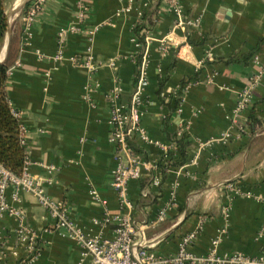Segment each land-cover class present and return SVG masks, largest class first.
Segmentation results:
<instances>
[{"label":"crops","instance_id":"1","mask_svg":"<svg viewBox=\"0 0 264 264\" xmlns=\"http://www.w3.org/2000/svg\"><path fill=\"white\" fill-rule=\"evenodd\" d=\"M25 1L8 3L13 4L14 21ZM78 1L46 0L27 46L22 20H17L13 29L9 27L0 55L4 60L9 40L7 96L26 130L30 171L43 180L46 195L62 202L86 234L113 239L114 224L97 223L105 210L111 215L120 211L112 187L117 162L110 142L108 95L120 86L122 101L131 100L143 50L137 39L144 36L149 65L140 126L150 141L135 136L133 142L150 167L129 184L137 222L151 226L147 238L163 256L175 255L181 238L202 221V232L190 248L196 256L207 254L223 227L227 231L219 247L221 256H264V78L241 119L246 131H234L223 140L239 92L264 67V0H178L185 17L180 27L163 0H87L82 31L65 36L64 59L56 60L58 33L76 22ZM124 8L130 10L121 11ZM140 11L150 14L145 22ZM139 25L143 27L137 34ZM99 26L91 37L89 32ZM91 45L98 66L93 72L80 66ZM259 46L257 56L242 59ZM183 82L187 84L181 92ZM251 116L258 121L254 131L247 126ZM256 130L262 132L258 137ZM180 131L189 143L186 157L177 143L183 137L177 136ZM169 160L176 165L163 174ZM155 177L161 180L159 186L152 183ZM233 181L253 197L229 199L216 187ZM91 190L106 206L92 197ZM7 197L23 211L26 226L38 234L40 251L33 264H90L75 241L53 230L52 219L35 196L11 186ZM163 210L166 218L158 222ZM20 225L15 216L0 222V264H18L26 258Z\"/></svg>","mask_w":264,"mask_h":264},{"label":"built area","instance_id":"2","mask_svg":"<svg viewBox=\"0 0 264 264\" xmlns=\"http://www.w3.org/2000/svg\"><path fill=\"white\" fill-rule=\"evenodd\" d=\"M29 2L30 5L24 10L21 17L23 24V45L25 46L29 45L33 38V26L46 0H30ZM131 2L132 0H130ZM163 2L171 6L177 15L178 26H183L185 24V17L178 0H163ZM87 7V0H79V12L76 22L59 31L58 42L60 44V50L55 57L56 60L64 59L62 47L65 36L67 34H78L82 31V27L86 21ZM129 10L130 8H124L121 11ZM119 14L120 12H118ZM139 16L142 22L146 21L143 11H140ZM100 27L89 32L91 37H93ZM137 41L139 44L138 39ZM146 42L148 43V38H146ZM71 60L76 64L79 63L77 57H73ZM253 61L258 64V57H255ZM148 65L149 55L148 48H146L141 59V64L137 70V84L134 87L131 100L128 103L122 101V89L120 86H116L108 95L111 124L110 142L115 146V159L117 162L112 175V187L118 196L120 211L116 215H111L108 210H105L103 219L97 223L103 225L114 224L113 239H105L99 235L86 234L79 228L70 219L64 204L62 202H56L46 195L43 180L33 176L30 171V160L28 156L25 161L24 170L20 176L13 174L0 164V222L7 216L19 218L21 225L18 235L20 240L27 245L28 250L26 258L18 264H33L38 258L40 248L38 234L30 230L24 223L23 211L13 207L8 200L7 192L11 186H14L17 191H25L35 196L39 204L48 212L49 217L52 219L53 230L75 241L81 249L82 259H90V264H264V256L254 257L242 253L221 256L219 254V247L227 231L225 227L218 230L217 235L211 241V246L206 255L196 256L193 254L190 248L202 232L203 221L200 222L195 230L181 238L178 245V252L175 255L163 256L155 251V245L147 238V230L151 226L137 222L135 218V204L129 195V184L131 181L139 180L142 176L143 168L150 167V165L134 153L129 144V140L135 136H140L144 140L150 141L140 126L142 117L141 106L144 103ZM80 66L87 68L90 72L97 70L98 66H96L94 60L92 45L88 47L87 52L82 57ZM263 78L264 67L257 72L249 85L239 92L237 104L229 116L230 127L225 132L223 140L230 139L234 131H239L240 133L246 131L241 124V119L244 113L252 107L253 92ZM195 84L198 83L195 82ZM191 85H188L186 90ZM15 115L18 117L17 113ZM184 130H187V128ZM261 133V130H256L254 136L258 137ZM183 134L180 131L177 136L180 138ZM25 135L26 130L21 125V141L26 147ZM153 168L155 167L153 166ZM152 183L154 186H159L161 180L155 177ZM216 187L225 195L227 194L229 199H232L234 196L253 197L252 193L244 192L236 181L218 184ZM91 195L97 202L106 206L107 203L100 199L97 191L91 190ZM143 196H148L147 190L143 191ZM223 215L227 220L229 217V208L226 209ZM165 218L166 210H163L160 212L158 222L164 221ZM1 254L2 246L0 242Z\"/></svg>","mask_w":264,"mask_h":264},{"label":"trees","instance_id":"3","mask_svg":"<svg viewBox=\"0 0 264 264\" xmlns=\"http://www.w3.org/2000/svg\"><path fill=\"white\" fill-rule=\"evenodd\" d=\"M29 5L30 2L26 4L25 9L28 8ZM148 16L150 17V14L144 15L145 19H147ZM142 27L143 25H139V27L136 29L137 34L140 33ZM9 30L10 28L6 11V0H0V51L4 46ZM139 42L143 50H141L142 54L139 57L138 65L141 64L142 56L145 52V49L147 48V42L144 36L140 37ZM259 51L260 46L257 47L253 52H251L249 56H246L242 59L248 60L251 56H257ZM11 60L12 48L9 52V60L6 59L4 63H0V164L13 174L20 176L24 170L28 153L26 147L22 144L21 141V122L15 115V112L10 105L6 91L7 79L12 67ZM233 61L236 60H234L233 58ZM137 80L138 73L135 77V86L137 84ZM161 84L163 85L164 83ZM186 84V82L182 83L181 92L184 91ZM257 124L258 121L252 116L247 120V126L253 131L255 130ZM133 139L134 138L129 140V144L132 147L134 153L139 157H144V153L134 144ZM177 143L183 151V157H186L185 150L187 145L189 144L186 143V137L183 136L181 139H178ZM182 163L183 161L181 162V164ZM173 165L176 164H173L171 160H169V162H167V165L165 167H162L163 174Z\"/></svg>","mask_w":264,"mask_h":264},{"label":"rangeland","instance_id":"4","mask_svg":"<svg viewBox=\"0 0 264 264\" xmlns=\"http://www.w3.org/2000/svg\"><path fill=\"white\" fill-rule=\"evenodd\" d=\"M13 0H6V11H7V16H8V22H9V27L11 29L14 28V25L16 24L17 20H19L22 17V14L24 13L25 7L19 9L16 13H18V16L16 17L15 21L12 19L14 17V13L12 11L13 8V4L8 5V3L12 2ZM26 6V5H25ZM12 19V21H11ZM21 20V19H20ZM10 29V30H11ZM5 49V45L2 47L1 51H0V55L2 53V51ZM145 94V92H144Z\"/></svg>","mask_w":264,"mask_h":264},{"label":"water","instance_id":"5","mask_svg":"<svg viewBox=\"0 0 264 264\" xmlns=\"http://www.w3.org/2000/svg\"><path fill=\"white\" fill-rule=\"evenodd\" d=\"M30 0H26L24 3H23V7L29 2ZM9 23V22H8ZM8 37H9V33H8ZM8 49H9V40L7 41V46H6V54H5V58L4 60L0 61V63H4L7 59V53H8Z\"/></svg>","mask_w":264,"mask_h":264},{"label":"bare ground","instance_id":"6","mask_svg":"<svg viewBox=\"0 0 264 264\" xmlns=\"http://www.w3.org/2000/svg\"><path fill=\"white\" fill-rule=\"evenodd\" d=\"M11 21H12V19H11ZM4 52H5V49H4ZM4 52H3V53H4Z\"/></svg>","mask_w":264,"mask_h":264}]
</instances>
